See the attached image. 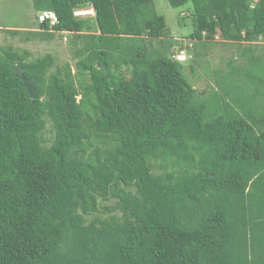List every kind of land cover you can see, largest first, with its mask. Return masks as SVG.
I'll list each match as a JSON object with an SVG mask.
<instances>
[{"label":"trees","instance_id":"obj_1","mask_svg":"<svg viewBox=\"0 0 264 264\" xmlns=\"http://www.w3.org/2000/svg\"><path fill=\"white\" fill-rule=\"evenodd\" d=\"M167 2L189 39L238 46L251 93L200 97L181 50L149 48L169 36L153 0H33L25 35L81 46L75 73L0 46V264H264V0Z\"/></svg>","mask_w":264,"mask_h":264},{"label":"rangeland","instance_id":"obj_2","mask_svg":"<svg viewBox=\"0 0 264 264\" xmlns=\"http://www.w3.org/2000/svg\"><path fill=\"white\" fill-rule=\"evenodd\" d=\"M153 6L156 12L164 17L169 36L162 41H151L149 48L158 49L165 57L169 56L173 48L181 50L179 54L184 55L187 60L180 63L183 77L190 86L200 92V97L203 99L215 95L223 97L222 90H242L243 88L244 95L251 93L252 86L244 70H239V67L245 66V60L238 58L233 61V66L228 64L238 54L236 44H225L218 37L214 43L191 40L189 35L193 28L188 18L189 13L186 12L187 7L173 9L167 0H153ZM36 11L38 10L33 0H0V46L11 45L20 50H27L30 53V59L40 58L47 53L51 54L55 58V64H69L72 72L75 73L74 51L81 45L71 43V34H59L51 41H43L34 36L25 35L26 32L22 31L32 29ZM183 16L184 18L181 19ZM34 29H37L36 25ZM5 30H16L19 34L11 36ZM252 49L255 54H264V42L252 44ZM233 68L236 69L233 70ZM231 70L237 71L229 76ZM83 80H87L86 76ZM51 128V124L48 123L44 131V136L48 140L53 138Z\"/></svg>","mask_w":264,"mask_h":264},{"label":"built area","instance_id":"obj_3","mask_svg":"<svg viewBox=\"0 0 264 264\" xmlns=\"http://www.w3.org/2000/svg\"><path fill=\"white\" fill-rule=\"evenodd\" d=\"M88 10H79L74 11L73 15L75 17L85 16L88 15ZM37 21L39 24H48L50 29H53L58 24V19L54 12L50 11H43L37 15ZM176 60L179 62H183L186 60V57L182 54H178L175 56Z\"/></svg>","mask_w":264,"mask_h":264},{"label":"water","instance_id":"obj_4","mask_svg":"<svg viewBox=\"0 0 264 264\" xmlns=\"http://www.w3.org/2000/svg\"><path fill=\"white\" fill-rule=\"evenodd\" d=\"M19 78L22 80V87L26 90L27 94L31 99L36 98V92L35 90L30 86V83L28 80L24 79L22 76H19Z\"/></svg>","mask_w":264,"mask_h":264},{"label":"clouds","instance_id":"obj_5","mask_svg":"<svg viewBox=\"0 0 264 264\" xmlns=\"http://www.w3.org/2000/svg\"><path fill=\"white\" fill-rule=\"evenodd\" d=\"M79 10H88V15H85V16H80V17H75V18H78V19H89L90 17H94V11L92 9V7H88V8H84V9H76L75 11H79ZM74 13V12H73ZM58 25V24H57ZM62 34H70V33H67V32H63ZM65 40V38H64Z\"/></svg>","mask_w":264,"mask_h":264},{"label":"crops","instance_id":"obj_6","mask_svg":"<svg viewBox=\"0 0 264 264\" xmlns=\"http://www.w3.org/2000/svg\"><path fill=\"white\" fill-rule=\"evenodd\" d=\"M35 25L37 26V24H36L35 21H34V25H33L32 28H34ZM28 30L30 31L31 29H28ZM24 31H27V30H24ZM214 42H215V41H214ZM214 42H213V43H214Z\"/></svg>","mask_w":264,"mask_h":264}]
</instances>
